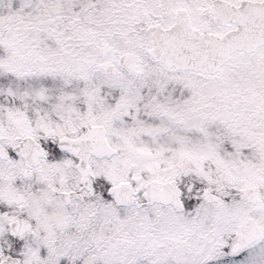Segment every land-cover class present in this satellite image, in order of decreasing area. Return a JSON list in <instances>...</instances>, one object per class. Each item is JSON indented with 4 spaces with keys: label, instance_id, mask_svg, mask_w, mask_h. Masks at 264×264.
Returning a JSON list of instances; mask_svg holds the SVG:
<instances>
[{
    "label": "snow or ice",
    "instance_id": "6c2138e0",
    "mask_svg": "<svg viewBox=\"0 0 264 264\" xmlns=\"http://www.w3.org/2000/svg\"><path fill=\"white\" fill-rule=\"evenodd\" d=\"M0 264H264V0H0Z\"/></svg>",
    "mask_w": 264,
    "mask_h": 264
}]
</instances>
